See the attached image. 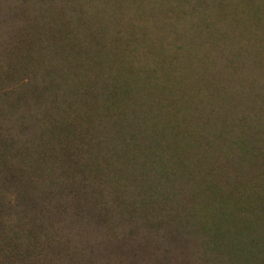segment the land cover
<instances>
[{"label": "trees", "instance_id": "1", "mask_svg": "<svg viewBox=\"0 0 264 264\" xmlns=\"http://www.w3.org/2000/svg\"><path fill=\"white\" fill-rule=\"evenodd\" d=\"M0 264H264V0H0Z\"/></svg>", "mask_w": 264, "mask_h": 264}]
</instances>
